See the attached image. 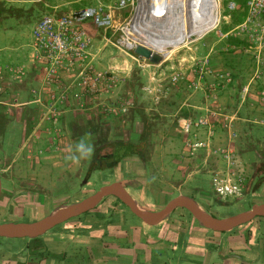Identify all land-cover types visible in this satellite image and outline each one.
Masks as SVG:
<instances>
[{
  "label": "rangeland",
  "instance_id": "rangeland-1",
  "mask_svg": "<svg viewBox=\"0 0 264 264\" xmlns=\"http://www.w3.org/2000/svg\"><path fill=\"white\" fill-rule=\"evenodd\" d=\"M118 1L0 0V221L37 220L112 182L122 183L144 212L160 210L178 196L217 217L264 202L258 170L264 163V56L258 66L244 52V42H224L245 0H235L241 8L236 10L227 8L229 0H219L226 17H218L213 2L198 23V16L188 11L179 16L177 27L168 13L158 17L151 11L155 0H133L124 7ZM97 4L109 6L112 27L90 26L88 51L97 70H113V85L101 82L98 91L87 93L74 78L63 75L67 91L49 94L33 45L35 22L46 13ZM143 9L148 15L140 13ZM135 17L142 30L156 33L158 24H164L160 33L178 31L186 35L185 41L171 47L161 39L167 47L158 50L162 60L153 63L133 51L143 41ZM210 17L217 25L206 30ZM147 38L148 45H158L155 37ZM201 113L208 115L209 125L196 137L206 145L191 152L186 138L175 132L176 121ZM144 119L149 133L141 143L142 157L131 155L112 168L89 169L94 147L117 140L136 142ZM215 175L240 180L241 193L217 196L211 185ZM104 197L97 208L110 198L130 217L136 216L114 195ZM180 210L203 228L187 209ZM9 240L0 236V242Z\"/></svg>",
  "mask_w": 264,
  "mask_h": 264
},
{
  "label": "crops",
  "instance_id": "crops-1",
  "mask_svg": "<svg viewBox=\"0 0 264 264\" xmlns=\"http://www.w3.org/2000/svg\"><path fill=\"white\" fill-rule=\"evenodd\" d=\"M97 204L55 229L7 237L0 264H264V220L217 231L195 225L183 207L150 224L110 198Z\"/></svg>",
  "mask_w": 264,
  "mask_h": 264
},
{
  "label": "built area",
  "instance_id": "built-area-1",
  "mask_svg": "<svg viewBox=\"0 0 264 264\" xmlns=\"http://www.w3.org/2000/svg\"><path fill=\"white\" fill-rule=\"evenodd\" d=\"M129 2L133 0H119L117 5L124 7ZM184 2L185 0H163L160 3L161 12L169 6V11L178 14L188 7L187 11L198 16V23L204 21L210 3L214 2L216 6L213 11L219 15L218 17H226L221 15L219 0H186V3ZM239 6L235 0H229L227 3L229 10L241 9ZM108 7L97 4L69 13H46L35 22L32 31L33 45L36 57L41 62L42 79L49 94L67 91L61 84L60 79L63 75L74 78L79 88L87 93L98 91V85L101 82H105L107 87L113 85V70L106 72L97 70L88 51L91 42L89 27L104 30L112 27L113 18ZM241 11H243L241 21L224 35L229 34L243 39L244 52L250 53V58H253L259 66L264 56V0H245V6ZM227 15L230 16V14ZM207 125H209V119L206 113L196 117L180 116L176 121L175 132L178 136L186 138L185 144L188 150L193 152L206 145V142L196 135L200 128ZM211 185L213 192L222 198L238 195L242 191L241 181L228 176H213Z\"/></svg>",
  "mask_w": 264,
  "mask_h": 264
},
{
  "label": "water",
  "instance_id": "water-1",
  "mask_svg": "<svg viewBox=\"0 0 264 264\" xmlns=\"http://www.w3.org/2000/svg\"><path fill=\"white\" fill-rule=\"evenodd\" d=\"M134 53L149 59L153 63L162 60V54L144 43H137L133 48ZM105 195L116 196L129 210L146 223H155L162 219L175 207L187 209L191 215L204 227L217 231H225L248 222L255 216H264V202L256 204L251 209L242 211L227 217H216L210 214H201L196 210L194 201L188 197L178 196L160 210L144 212L133 202L124 185L120 182H112L101 185L93 194L83 198L81 201L71 204L57 214H50L33 221H5L0 222V236H20L26 230L34 231L36 234L43 233L55 225L77 216L93 208Z\"/></svg>",
  "mask_w": 264,
  "mask_h": 264
},
{
  "label": "trees",
  "instance_id": "trees-1",
  "mask_svg": "<svg viewBox=\"0 0 264 264\" xmlns=\"http://www.w3.org/2000/svg\"><path fill=\"white\" fill-rule=\"evenodd\" d=\"M237 15L238 16L235 18V23H238L239 21H241L242 16H243V11L239 12V14ZM224 42L239 44V43H243L244 41L243 39L239 37H231V36L228 37L227 36ZM145 117L146 116H144V118ZM148 128L149 127H147L146 119H144V126L136 142L131 141V140L129 141L128 140L127 141L117 140V141H109V142H106V143H103V144H100L94 147L91 153L92 155L90 159L89 169L99 170V169L112 168L113 166H116V164L119 161L131 155H139L140 157H142V152H143L144 147L141 143H143L147 138V134L149 133ZM258 170L260 171L259 175L264 180V163L258 166ZM263 218L264 216L260 215V216H255L251 220H255V222H258Z\"/></svg>",
  "mask_w": 264,
  "mask_h": 264
},
{
  "label": "bare ground",
  "instance_id": "bare-ground-1",
  "mask_svg": "<svg viewBox=\"0 0 264 264\" xmlns=\"http://www.w3.org/2000/svg\"><path fill=\"white\" fill-rule=\"evenodd\" d=\"M152 1V0H151ZM156 2H157V4L152 8V10L151 11H155V13H157V15H158V17H162V16H164V14L165 13H168L169 14V17L171 18V21H172V23H177L176 25H174V26H176L177 27V25H178V23L179 22H181L182 20H180L179 18L182 16V14L183 15H185V14H188V11L187 10H189L188 9V7L186 8V9H184L183 10V12L182 11H180V13H178V14H174V12L173 11H170L169 12V9H168V7L169 6H167L165 9H164V11L163 12H161L162 10L160 9V8H162L161 6H160V3L161 2H163V0H155ZM154 2V1H153ZM184 3H186V0H185V2ZM163 6H164V4H163ZM210 6H213V2L210 4ZM151 8V7H150ZM165 12V13H164ZM140 13L141 14H143V13H145V11H144V9L142 10V11H140ZM145 15H148L147 13H145ZM180 16V17H179ZM166 17V16H165ZM140 18V17H139ZM144 18H146V17H144ZM163 20V19H162ZM150 21V20H149ZM162 22V21H161ZM133 23V22H132ZM134 23H135V25L136 26H139V27H137L138 29H139V33L137 32V34H138V36H140L142 39H143V43L144 44H146V45H148V38H147V36H149V37H155L154 39H156L157 40V43H158V45H155V46H150V45H148V46H150L151 48H153V49H155V50H159V51H163L167 46H165V45H163L164 44V42H161L160 40L162 39V41L164 40V41H166V43H169L170 45L169 46H171V47H176V46H178L179 44H181V42L183 43L184 41H185V36L186 35H184V33H179L178 31L175 33V32H173L172 34H166V35H163L162 33H160V31H162L163 29H165L167 26L166 25H164V24H158V29H154L155 31H156V33L155 32H150V31H146V30H142V29H144V28H142L140 25H138V23L140 24V21H139V19L137 18V17H135L134 18ZM131 24V23H130ZM129 24V25H130ZM146 24V23H145ZM216 24V22H213V19L210 17L209 18V21L208 22H206L205 23V26H206V30L207 29H211L212 27H214V25ZM134 26V25H133ZM135 26V27H136ZM129 27V26H128ZM161 27V29H159ZM152 28V27H151ZM131 30H132V27H131ZM177 30V29H176ZM136 31V30H135ZM159 32V33H158ZM172 32V31H171ZM189 31L187 32V34L189 35ZM132 35V34H131ZM130 35V36H131ZM187 35V36H188ZM135 36V35H134ZM181 37V38H180ZM133 39V38H132ZM134 40V39H133ZM171 40V41H170ZM181 40V41H180ZM168 41V42H167ZM141 42V43H142ZM130 48V47H129ZM194 205H195V207H196V210L198 211V212H200L201 214H205V211H204V209L198 204V203H195L194 202ZM57 209V208H56ZM58 211V210H57ZM60 212V211H59ZM58 212H55V213H53L54 215L55 214H57ZM34 234H36L34 231H31V230H26V231H24L23 233H21L20 234V236H24V235H34Z\"/></svg>",
  "mask_w": 264,
  "mask_h": 264
},
{
  "label": "clouds",
  "instance_id": "clouds-1",
  "mask_svg": "<svg viewBox=\"0 0 264 264\" xmlns=\"http://www.w3.org/2000/svg\"><path fill=\"white\" fill-rule=\"evenodd\" d=\"M88 151L91 152V149H89Z\"/></svg>",
  "mask_w": 264,
  "mask_h": 264
}]
</instances>
